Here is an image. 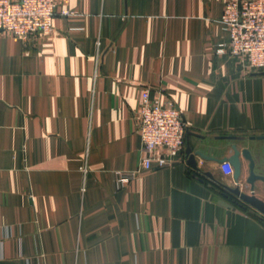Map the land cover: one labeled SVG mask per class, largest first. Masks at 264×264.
Masks as SVG:
<instances>
[{
    "label": "crops",
    "instance_id": "1",
    "mask_svg": "<svg viewBox=\"0 0 264 264\" xmlns=\"http://www.w3.org/2000/svg\"><path fill=\"white\" fill-rule=\"evenodd\" d=\"M225 2L62 0L75 14L49 36L0 32V264H264V215L221 186L234 185L218 161L233 144L264 174V139H251L264 70L217 52ZM144 88L174 102L184 144L117 189L140 163ZM187 144L207 157L197 169Z\"/></svg>",
    "mask_w": 264,
    "mask_h": 264
},
{
    "label": "built area",
    "instance_id": "2",
    "mask_svg": "<svg viewBox=\"0 0 264 264\" xmlns=\"http://www.w3.org/2000/svg\"><path fill=\"white\" fill-rule=\"evenodd\" d=\"M62 0H0V32L22 41L49 36L56 15L73 16L74 11L59 9ZM228 40L217 49L241 63L248 72L264 70V0H226L220 18ZM140 138V163L128 172H117L115 187L133 181L140 173L172 166L184 144L186 123L174 102L157 92L141 91V105L136 115ZM226 177L233 168L228 161L220 164ZM85 172V167L82 168Z\"/></svg>",
    "mask_w": 264,
    "mask_h": 264
},
{
    "label": "water",
    "instance_id": "3",
    "mask_svg": "<svg viewBox=\"0 0 264 264\" xmlns=\"http://www.w3.org/2000/svg\"><path fill=\"white\" fill-rule=\"evenodd\" d=\"M235 139V138H233ZM251 139H264V135L253 136ZM232 154L229 157L219 159L220 163L228 161L232 168V179L234 181L233 186L221 184L226 191L225 195H230L239 204L245 203L246 205L254 208L262 215H264V200L257 197L255 194V183L262 182L264 184V174L256 173L255 161L252 153L247 148L239 149L236 145H232ZM185 153L187 155L188 163L195 169H197L196 157L207 159V157L200 150H192L189 144H187ZM241 158L247 161V175L243 177L242 161Z\"/></svg>",
    "mask_w": 264,
    "mask_h": 264
},
{
    "label": "trees",
    "instance_id": "4",
    "mask_svg": "<svg viewBox=\"0 0 264 264\" xmlns=\"http://www.w3.org/2000/svg\"><path fill=\"white\" fill-rule=\"evenodd\" d=\"M234 202H236L235 200H234ZM237 203V202H236Z\"/></svg>",
    "mask_w": 264,
    "mask_h": 264
}]
</instances>
